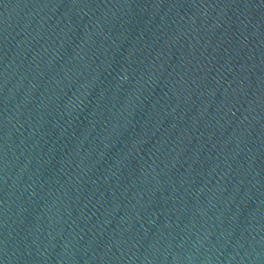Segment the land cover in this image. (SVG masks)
<instances>
[{
  "label": "water",
  "instance_id": "obj_1",
  "mask_svg": "<svg viewBox=\"0 0 264 264\" xmlns=\"http://www.w3.org/2000/svg\"><path fill=\"white\" fill-rule=\"evenodd\" d=\"M0 264H264V0H0Z\"/></svg>",
  "mask_w": 264,
  "mask_h": 264
}]
</instances>
